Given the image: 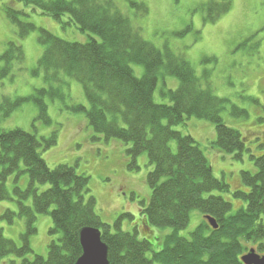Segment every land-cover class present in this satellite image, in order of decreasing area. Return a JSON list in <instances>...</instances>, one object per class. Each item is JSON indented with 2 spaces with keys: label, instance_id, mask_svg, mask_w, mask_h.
<instances>
[{
  "label": "trees",
  "instance_id": "trees-1",
  "mask_svg": "<svg viewBox=\"0 0 264 264\" xmlns=\"http://www.w3.org/2000/svg\"><path fill=\"white\" fill-rule=\"evenodd\" d=\"M62 24L67 17L84 35L86 43L68 42L45 29H37L25 22V12L6 5L8 20L18 28L19 38H27L39 31V43L44 48L37 72L44 74L47 88L35 90L29 97L8 98L0 102V122L9 118L28 102L39 109V119L50 123L46 99H63L60 88L68 77L83 87L89 108L76 105L74 113H84L94 133L106 141L118 140L129 146L127 155L136 167L137 159L146 154L154 170L148 175L152 192L148 202H140L142 226L145 232L154 228H171L173 233L165 238V247L154 252L149 238L139 239L138 228L133 233L121 230V221L132 218L124 214L115 222L116 231L97 215L96 200L86 198L90 179L79 175L68 165L50 168L42 158L40 149L56 144V135L47 140L21 129H0V200H9L7 182L22 173L29 176V187L22 191L15 186L14 194L19 204V217L27 222L22 236L23 246L5 239L0 234V262L9 256L20 261L9 264H76L83 255L80 233L85 228L101 231L102 241L108 247L110 264H242L248 242L264 241V154L251 158L255 161V174L242 172L240 190L233 196L245 202L233 212L234 206L224 197L213 195L230 193L231 187L214 176L212 167L199 144L190 136L175 130L186 126L191 119L205 120L216 129L215 148L221 154L233 155L241 160L247 151V141L241 133L225 123L222 114L229 101L215 95L206 73L199 78L192 65L170 50H159L147 42L142 30L133 25L130 17L114 0H17ZM137 17L148 14L147 6L136 0H126ZM231 0H210L203 6L205 22L214 23L227 14ZM135 15V16H136ZM4 67L0 83L8 78L15 64L26 60L24 49L14 42L0 58ZM132 65L143 68L137 77ZM160 76H170L179 81L177 90H164L162 96L170 102L157 104L154 94ZM206 79V82H205ZM206 84V85H205ZM234 118L248 116L247 111L232 106ZM175 142L177 151L171 148ZM264 146V145H263ZM262 146V147H263ZM24 166V169L21 166ZM138 168V167H137ZM49 188L39 193L38 186ZM33 197V206L25 205ZM193 211L204 216L203 224L190 234L179 236L190 222ZM38 215H49L53 221L50 231L53 240L47 258L34 255L30 238L37 233ZM15 213L7 211L5 218L13 222ZM206 218L213 219L217 229L210 227ZM264 251V245L260 246Z\"/></svg>",
  "mask_w": 264,
  "mask_h": 264
},
{
  "label": "rangeland",
  "instance_id": "rangeland-1",
  "mask_svg": "<svg viewBox=\"0 0 264 264\" xmlns=\"http://www.w3.org/2000/svg\"><path fill=\"white\" fill-rule=\"evenodd\" d=\"M71 2L72 0H67ZM127 14L135 27L142 30L143 38L161 51L170 50L175 55H182L194 68L197 76L207 80L215 95L229 101L222 117L232 129L241 133L247 141L241 160L233 155L221 154L215 148L217 134L215 126L205 120L191 119L186 126L175 130L185 136L192 137L201 150L204 151L212 167L214 176L224 180L230 187V193L213 195L224 197L234 206L236 212L245 202L234 198L233 193L242 188L240 176L242 172L255 174L257 167L251 158L264 154V0H231V10L214 23L205 22L203 6L210 0H136L148 8L145 17H137L130 3L126 0H114ZM216 1V0H215ZM13 4L14 8L25 12L23 20L34 24L37 29H45L56 37L68 42L86 43L88 35H84L74 25H68L67 17L62 24L50 16L42 14L32 7H26L17 0H0V58L7 51L9 44L14 42L24 49L26 60L24 64H15L12 74L0 83V102L4 97H29L35 90L47 88L44 74H34L44 48L39 43L37 30L21 40L18 28L13 25L5 14V6ZM136 15V16H135ZM4 62L0 60V71ZM137 77H142L144 70L132 65ZM206 82V79H205ZM206 85V84H205ZM63 99H46L50 123L39 119V109L34 102H28L16 110L9 118L0 122V129H21L35 134L38 139L49 140L56 135V144L49 149H40L42 158L50 168L63 164L76 170L79 175L89 177L90 190L86 198L96 200V213L105 224L116 231L115 222L124 214L132 218L121 221V230L133 233L138 228L139 239L149 238L153 250L147 253L152 259L154 252H160L165 247V238L173 233L171 228H154L145 232L142 226L140 202H148L151 188L148 185V175L154 170L146 154L137 159L136 167L127 155L129 146L118 140L106 139L94 133L89 126L84 113H74L71 107L80 105L89 108L83 87L80 83L68 77L59 86ZM179 81L173 77L160 76L158 87L154 94L157 104L168 105L169 100L162 96L164 90H177ZM232 106L247 111L248 116L234 118L231 115ZM263 146V147H262ZM174 152L175 142L171 143ZM138 167V168H137ZM24 169V166H21ZM16 176L7 182L9 200H0V234L5 239L23 246V235L27 230L25 218L19 217V202L14 194L15 186L22 191L29 187V176L22 173L17 184ZM48 185L38 186L39 193L46 191ZM25 205L33 206V197L25 201ZM7 211L16 214L13 222L5 218ZM264 222V215L262 216ZM204 216L193 211L188 227L179 236L190 238V234L202 225ZM210 225V224H209ZM211 227V226H210ZM53 221L49 215H38L36 220L37 233L30 238V246L34 255H49V245L58 237L50 234ZM212 228V227H211ZM264 241L245 244L247 251L258 249ZM20 260L15 256L4 258L0 264H9ZM155 264H161L156 262Z\"/></svg>",
  "mask_w": 264,
  "mask_h": 264
},
{
  "label": "water",
  "instance_id": "water-1",
  "mask_svg": "<svg viewBox=\"0 0 264 264\" xmlns=\"http://www.w3.org/2000/svg\"><path fill=\"white\" fill-rule=\"evenodd\" d=\"M209 224L217 229L213 219L208 218ZM80 243L83 255L76 264H110L108 260V247L102 241L101 231L94 228H85L80 233ZM244 264H264V257H260L254 250L242 257Z\"/></svg>",
  "mask_w": 264,
  "mask_h": 264
},
{
  "label": "flooded vegetation",
  "instance_id": "flooded-vegetation-1",
  "mask_svg": "<svg viewBox=\"0 0 264 264\" xmlns=\"http://www.w3.org/2000/svg\"><path fill=\"white\" fill-rule=\"evenodd\" d=\"M250 250H254L255 251V253L257 254V255H259L260 257H264V254L262 255V254H260V252L258 251V249L256 248V249H250ZM249 252V251H248Z\"/></svg>",
  "mask_w": 264,
  "mask_h": 264
}]
</instances>
